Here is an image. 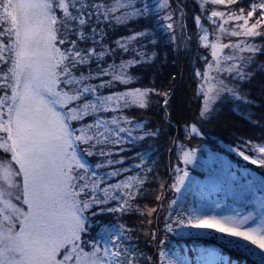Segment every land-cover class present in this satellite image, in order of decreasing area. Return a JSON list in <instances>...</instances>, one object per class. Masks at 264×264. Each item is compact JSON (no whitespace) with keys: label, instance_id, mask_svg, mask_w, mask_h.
<instances>
[{"label":"snow or ice","instance_id":"6c2138e0","mask_svg":"<svg viewBox=\"0 0 264 264\" xmlns=\"http://www.w3.org/2000/svg\"><path fill=\"white\" fill-rule=\"evenodd\" d=\"M181 41L202 103L169 141L161 228L157 207L134 205L158 178L154 141L171 127L161 52ZM257 77L264 0H0V264H264V115L249 120L259 136L231 129L225 144L259 173L198 155V141L222 140L207 125L229 103L250 104L241 89ZM160 96L163 122L139 119ZM133 213L152 227L116 223ZM169 234L216 243L190 257L168 248Z\"/></svg>","mask_w":264,"mask_h":264},{"label":"trees","instance_id":"16d2710c","mask_svg":"<svg viewBox=\"0 0 264 264\" xmlns=\"http://www.w3.org/2000/svg\"><path fill=\"white\" fill-rule=\"evenodd\" d=\"M189 3H192V0H189ZM191 15L192 13L189 11L190 18L188 20V27L194 32L195 26L192 23ZM200 51L204 52L202 47L200 48ZM163 53L165 54L166 61L162 66V73H156V84L157 87L164 88L171 94L168 100V105L170 107H168L167 112V115L171 119V127L163 132L158 140L154 141L159 149L158 155L154 157L155 160L158 161L157 171L161 168H165V170L167 169V164L170 160V155L168 152L169 141L172 137L182 135V132L179 131L181 128L180 121L189 117L192 112L196 110L197 104L200 103L193 96L192 60L194 56L184 53L183 42H180L179 53L171 47L164 48L161 52V56ZM241 90L246 94V96L250 98V101L252 102L250 103L249 120H251L253 123H259V121H257L255 118L264 115V80H262L260 77H257L255 81L243 86ZM157 102L158 103H156L155 107L151 111L143 112L141 116L136 113L137 117L141 120L150 121L154 126L161 124L164 119V110L166 105H163L162 100H158ZM253 104L257 106L253 107ZM244 108L245 109L240 108V113L248 109L246 106ZM249 120L246 122L248 123ZM248 125L249 126L247 128L240 130L246 136H259L261 134L259 128H253L250 124ZM233 129H236V127ZM221 130L213 129V127L208 129V131L212 133L222 135V140L224 142H230V139L233 135L232 131H229V129L224 130V127ZM219 140L220 139H217L216 136H213L210 139L198 141L201 145V153H198V155H206L207 150L217 152L216 150H219L217 147L220 142ZM172 162L175 163L174 159H172ZM195 173L198 174L197 170ZM143 205L151 206L152 204L150 199H140L138 203L134 205V207H139L143 210ZM116 223H124L126 227L141 229L142 217L139 215V213H133L125 215L122 220H118ZM192 238L195 237H175L172 234H169L168 247H171L172 249H180L181 251L187 248L188 254L193 255L195 253L192 251V249L195 245L206 246L211 244L207 238ZM138 242L141 245L144 244L143 239L141 238Z\"/></svg>","mask_w":264,"mask_h":264},{"label":"rangeland","instance_id":"374dc122","mask_svg":"<svg viewBox=\"0 0 264 264\" xmlns=\"http://www.w3.org/2000/svg\"><path fill=\"white\" fill-rule=\"evenodd\" d=\"M221 7H223V6H221ZM181 42H183V41H181ZM202 50H204V49L202 48ZM208 52L210 55V50H208ZM165 61H166L165 54L163 53L161 56V60L157 66L158 72L162 73V66L164 65ZM150 75H151V73H150ZM169 98H170V96L167 99L169 100ZM247 98L250 100V98L248 96H247ZM157 99L162 100L163 105L165 106L164 101H165L166 97L160 96V97L156 98V101H158ZM200 103H202V101ZM245 106L248 109L246 111L240 113V108L245 109L244 108ZM249 113H250V104H246L243 102H233V104L229 103L223 107V109L220 111V114L216 117V119L213 121V123L208 125V129H211V127H213V129H218V130L220 129L221 130L224 127V130L229 129V131H231V129L236 127V129L242 130L243 128H247L249 126L248 125L249 122L248 123L246 122L249 120V117H250ZM138 114H139V116H141V114H143V112H138ZM219 141L220 142H219V145L217 147L220 150V153L219 152H217V153L219 155L223 156L226 160L229 161V163H231L233 165L234 171L242 170L244 167H247L249 170L255 169L257 171V173H259L260 170L258 168H256V166L251 165L248 162L243 161L242 159H240V158L234 156L233 154H231L230 152H228L227 147H225L226 142H224L221 139ZM239 163L241 165H239ZM189 171L191 174L197 175L195 173L196 169L194 168V166H189ZM154 175H156L158 178L156 180H154L148 186V188H146V190H145L146 196L148 199H150L152 205L151 206L143 205L142 207H143V209H146L148 207H157L158 211L160 212V219H161L160 227L163 228V219L165 218V213L168 209V204H169V202H170V200L174 194L173 193H167L165 198L161 199L160 201H157L155 199V195L159 194V192H160V187H159L160 178H165V179L167 178V169L165 170V168H161ZM188 204H191L193 207H198V206H200V201L197 199L194 202L192 197H186L185 198V206H187ZM142 227L144 230H147V228L152 227V225H148V224L142 225L141 224V228ZM193 231L213 232L214 230L213 229H200V230H193ZM137 235L140 236L141 239H143L142 238V232L138 231ZM172 235L175 237H182V236H176L175 234H172ZM216 235H219V233H216ZM192 239H195V238H192ZM209 241L211 244L216 243V241H213L210 239H209ZM143 243H144V240H143ZM168 248L172 249L171 247H168ZM224 254L231 259H233V257H234L233 260H235L237 258V256L239 255L238 253H236L230 249H225ZM190 257H194V256H190Z\"/></svg>","mask_w":264,"mask_h":264}]
</instances>
